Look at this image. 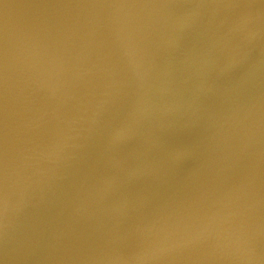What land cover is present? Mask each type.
I'll use <instances>...</instances> for the list:
<instances>
[{
  "label": "water",
  "instance_id": "obj_1",
  "mask_svg": "<svg viewBox=\"0 0 264 264\" xmlns=\"http://www.w3.org/2000/svg\"><path fill=\"white\" fill-rule=\"evenodd\" d=\"M0 264H264V0H0Z\"/></svg>",
  "mask_w": 264,
  "mask_h": 264
}]
</instances>
